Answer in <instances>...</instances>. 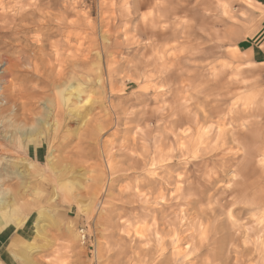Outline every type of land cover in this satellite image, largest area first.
Returning <instances> with one entry per match:
<instances>
[{
    "label": "rangeland",
    "instance_id": "374dc122",
    "mask_svg": "<svg viewBox=\"0 0 264 264\" xmlns=\"http://www.w3.org/2000/svg\"><path fill=\"white\" fill-rule=\"evenodd\" d=\"M263 39L264 0H0L14 264H264Z\"/></svg>",
    "mask_w": 264,
    "mask_h": 264
},
{
    "label": "crops",
    "instance_id": "0c3cea01",
    "mask_svg": "<svg viewBox=\"0 0 264 264\" xmlns=\"http://www.w3.org/2000/svg\"><path fill=\"white\" fill-rule=\"evenodd\" d=\"M260 46H264V39ZM258 48L260 47H255V49ZM263 51L264 49H262V54H264ZM252 54L254 56L256 55L254 52ZM33 210L34 208L31 207L25 210L19 217H17V215L12 217V215L7 213H0V219L3 221V224H0V264H14L13 252L22 253L25 251L24 246L29 242L32 236V228L30 226L33 227V225L27 227H24V225ZM32 221H30L29 224H33ZM12 226L14 228H12Z\"/></svg>",
    "mask_w": 264,
    "mask_h": 264
},
{
    "label": "bare ground",
    "instance_id": "6f19581e",
    "mask_svg": "<svg viewBox=\"0 0 264 264\" xmlns=\"http://www.w3.org/2000/svg\"><path fill=\"white\" fill-rule=\"evenodd\" d=\"M14 66V65H13ZM67 90V89H66ZM77 95V94H76ZM6 96V95H5ZM80 97V96H79ZM5 99L9 102L10 101V97L9 96H6L5 97ZM61 99H62V97H61ZM63 102V106H64V109H65V103H66V99L65 100H62ZM65 102V103H64ZM51 104H53V103H51ZM56 105H57V107L59 108L58 110V113L56 114V116H55V118H56V121H57V124L59 123L60 124V122L61 121H63L64 120V118H63V113H62V111H61V106L62 105H60V103L59 102H57L56 103ZM62 106V107H63ZM70 107V106H69ZM23 108H26L25 106H23ZM68 109V108H67ZM70 110V109H69ZM75 111V110H74ZM29 112H31V110H29ZM72 112V111H71ZM55 113V112H54ZM69 113V112H68ZM79 114H80V112H78ZM52 115V114H51ZM76 115H77V112H76ZM66 116V115H65ZM88 116V115H87ZM27 119V121H28V123H30V122H32V121H34V119L31 117V116H29L28 118H26ZM28 123H26V124H28ZM52 125L53 124H49V127H52ZM36 129H34V130H30V132H27L25 135H32V132L34 133V131H35ZM40 131V130H39ZM36 133V132H35ZM45 135V134H44ZM30 139V138H29ZM28 140V139H27ZM4 204H3V202L0 200V208H2V206H3ZM86 234L84 233V230H83V236H85ZM86 238H87V235L85 236V239H83V237H82V239H83V241L84 240H86Z\"/></svg>",
    "mask_w": 264,
    "mask_h": 264
},
{
    "label": "built area",
    "instance_id": "2783aa9c",
    "mask_svg": "<svg viewBox=\"0 0 264 264\" xmlns=\"http://www.w3.org/2000/svg\"><path fill=\"white\" fill-rule=\"evenodd\" d=\"M81 235H82L83 239H85V236H86V235H85V236H83V231H81ZM84 241H85V240H84Z\"/></svg>",
    "mask_w": 264,
    "mask_h": 264
}]
</instances>
